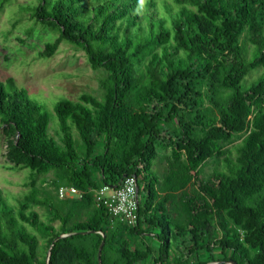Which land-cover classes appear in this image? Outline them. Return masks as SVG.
Here are the masks:
<instances>
[{"label":"trees","instance_id":"16d2710c","mask_svg":"<svg viewBox=\"0 0 264 264\" xmlns=\"http://www.w3.org/2000/svg\"><path fill=\"white\" fill-rule=\"evenodd\" d=\"M30 19L57 36L38 56L79 48L103 94L57 102L54 138L45 108L0 82L6 155L30 179L16 207L0 189V264H98L102 241L101 264H264V0H39ZM166 131L171 154L159 158ZM215 157L223 169L204 182ZM51 171L56 198L36 187ZM127 176L134 227L95 199ZM60 186L83 198L60 200ZM141 237L147 248L132 243Z\"/></svg>","mask_w":264,"mask_h":264},{"label":"rangeland","instance_id":"374dc122","mask_svg":"<svg viewBox=\"0 0 264 264\" xmlns=\"http://www.w3.org/2000/svg\"><path fill=\"white\" fill-rule=\"evenodd\" d=\"M38 2L39 0H0V82L11 79L15 86L25 89L31 100L41 104L50 114L49 133L56 138L55 131L59 124L53 113L55 104L65 99L77 101L84 93L100 99L103 93L99 84L103 72L90 67L82 50L64 42L52 57L38 56L44 49V44L54 41L57 37L55 33L45 30L42 24H36L35 20L30 19ZM260 72V69L251 72L242 85H248ZM5 86L10 90V85L6 83ZM204 107L209 110L211 108L206 100ZM166 132L165 140L156 148L159 158L171 154L172 147L168 138L173 135ZM242 138L243 135H237L230 143L222 144L223 151H232ZM221 158L215 157L205 163L202 181H208L216 168L223 169ZM157 162L158 159L153 163L154 172H157ZM164 165L162 162L161 166ZM55 176L54 171L39 176L36 180L38 191H46L56 198V189L52 184ZM29 180L27 169L15 168L9 161L6 155V141L0 132V189L10 205L16 207L18 201L29 192ZM28 209L36 212L41 221L51 223L55 227L58 225L57 222H51L46 207L30 205ZM121 222L127 225L122 219ZM37 237L40 241L39 251H43V241ZM132 243L145 248L151 244L143 237L132 240ZM39 259L41 260V255Z\"/></svg>","mask_w":264,"mask_h":264},{"label":"built area","instance_id":"2783aa9c","mask_svg":"<svg viewBox=\"0 0 264 264\" xmlns=\"http://www.w3.org/2000/svg\"><path fill=\"white\" fill-rule=\"evenodd\" d=\"M136 179L133 176L124 177L118 187L101 186L95 191V199L107 209L113 218L122 219L127 225L137 224L138 193ZM83 192L73 186H60L57 196L60 200H80Z\"/></svg>","mask_w":264,"mask_h":264},{"label":"water","instance_id":"95a60500","mask_svg":"<svg viewBox=\"0 0 264 264\" xmlns=\"http://www.w3.org/2000/svg\"><path fill=\"white\" fill-rule=\"evenodd\" d=\"M136 190H137V192H138V187H136ZM62 237H63V236H62ZM102 237L104 238V235H102ZM57 239H58V238H57ZM57 239H55V240H57ZM103 245H104V241L101 242V244H100V246H99V249H98V253H97L98 264H101V263H100V255H101V250H102ZM49 256H50V254H49V252H48V253H47L46 262H48ZM229 264H236V263L231 262V263H229Z\"/></svg>","mask_w":264,"mask_h":264}]
</instances>
